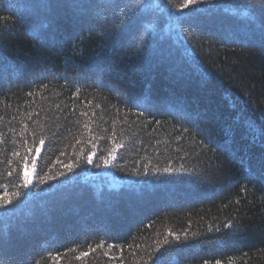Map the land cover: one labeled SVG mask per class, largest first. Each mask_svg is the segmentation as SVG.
Masks as SVG:
<instances>
[{
	"label": "trees",
	"instance_id": "obj_1",
	"mask_svg": "<svg viewBox=\"0 0 264 264\" xmlns=\"http://www.w3.org/2000/svg\"><path fill=\"white\" fill-rule=\"evenodd\" d=\"M181 2L0 0V264H264V0Z\"/></svg>",
	"mask_w": 264,
	"mask_h": 264
},
{
	"label": "snow or ice",
	"instance_id": "obj_2",
	"mask_svg": "<svg viewBox=\"0 0 264 264\" xmlns=\"http://www.w3.org/2000/svg\"><path fill=\"white\" fill-rule=\"evenodd\" d=\"M207 2H209V0H182L181 4L176 9V11L178 13H182L183 10L188 8L189 6H196V5L207 3ZM197 10H201L202 11V9L193 8V11H197ZM82 115H87V113H82ZM40 144L41 145L44 144V140L43 139L40 140ZM116 147H120V145H117ZM28 151H31V149H29ZM39 151H40V149L37 148L36 149L37 154H39ZM114 151H115V149H113V152ZM102 159H103V162L107 165L110 160H114L115 159V156L110 152L108 157H102ZM87 162L88 163L92 162V154L91 153L87 156ZM68 167H69V170H71V166L69 165ZM29 183H31V180H30L29 175L27 174V171L25 170V174L23 176V184H24L25 187H27ZM16 195H19V193H17ZM10 203H11L10 200L0 202V208H5ZM177 239H179V237H177ZM85 255H86V253H85ZM216 264H220V261H217Z\"/></svg>",
	"mask_w": 264,
	"mask_h": 264
}]
</instances>
